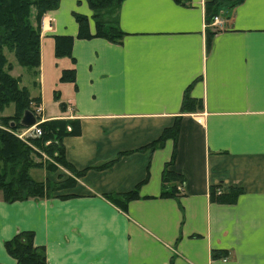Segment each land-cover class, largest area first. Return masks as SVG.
<instances>
[{
	"label": "crops",
	"instance_id": "1",
	"mask_svg": "<svg viewBox=\"0 0 264 264\" xmlns=\"http://www.w3.org/2000/svg\"><path fill=\"white\" fill-rule=\"evenodd\" d=\"M75 15L93 36L87 2L60 0L42 17L39 67L24 84L9 74L44 122H66L79 175L35 167L34 181L61 187L13 203L0 192V264H16L4 242L20 231L46 264H264V0H122L118 42L78 38ZM64 36L70 57H56ZM186 92L199 108L181 111ZM164 169L182 178L173 197H160Z\"/></svg>",
	"mask_w": 264,
	"mask_h": 264
},
{
	"label": "trees",
	"instance_id": "2",
	"mask_svg": "<svg viewBox=\"0 0 264 264\" xmlns=\"http://www.w3.org/2000/svg\"><path fill=\"white\" fill-rule=\"evenodd\" d=\"M60 0H0V113L9 106H13V113L9 116H0V126L11 129L22 128L20 119L24 111H32L31 104L39 105V99H31L25 88H19L17 79L9 71L11 65L6 62L3 48L13 54L17 64L24 68L37 69L40 64L39 44L41 19L46 12L55 10ZM92 11L95 22V34L88 33L87 19L75 15L78 24L80 39L92 37L104 38L110 42H118L123 33L112 22L110 15L119 7L122 0H85ZM179 1V0H177ZM213 17L211 18V20ZM72 38L55 37L56 57H70ZM74 71H63L60 82H73ZM200 104L184 94L181 111L187 112L199 108ZM41 136L30 140V143L44 152L51 163L36 162L32 156L40 157L31 147L0 128V192L6 203L22 201L28 198L49 197L52 191L61 186L50 188L47 182H36L28 174L31 168L44 166L47 170L57 167L56 164L79 175L67 164L64 158L61 139L67 134L66 122L63 120L45 121L39 125ZM178 124L169 131H164L160 139L150 144L153 148L161 145L164 138L169 135L176 137ZM174 153L172 154V159ZM41 159V158H39ZM53 163V164H52ZM54 163H56L54 165ZM182 178L174 172L164 169L162 173V191L160 197L168 198L176 195L175 187L168 190L167 185L181 182ZM72 184V181H68ZM236 189L231 191L235 195ZM214 192H211V196ZM133 194H127L124 199H132ZM32 231H20L11 239L4 242L6 253L16 261V264H46L43 247L33 243Z\"/></svg>",
	"mask_w": 264,
	"mask_h": 264
},
{
	"label": "rangeland",
	"instance_id": "3",
	"mask_svg": "<svg viewBox=\"0 0 264 264\" xmlns=\"http://www.w3.org/2000/svg\"><path fill=\"white\" fill-rule=\"evenodd\" d=\"M46 13H48V12H46ZM45 13V14H46ZM44 14V15H45ZM43 15V16H44ZM42 20V19H41ZM3 54H4V56H5V59H6V62L9 64V63H11V64H13V66H14V71H13V74L14 75H21L22 76V78H21V82L24 84V82H26L28 79H27V77H28V72H29V70L27 69V68H23V67H20L19 65H17V63H16V60L14 59V57H13V54L11 53V52H9L6 48H3ZM45 62H46V56H45ZM58 62H61V61H58ZM59 64H61V63H59ZM27 79V80H26ZM54 94H55V92H53L52 91V89L49 87V88H46V91H45V93H44V96H43V101H44V103H45V107H46V110L47 111H49L52 107H53V105H51L52 103V100H53V96H54ZM13 113V106L11 105V106H9L8 108H5L0 114V116H9V115H11ZM0 127H2V126H0ZM2 128H4V129H6L7 127H2ZM20 128H18V129H15V130H19ZM32 145V144H31ZM33 146V145H32ZM33 148L35 149H32L34 152H36V154H38L40 157L39 158H41V159H39L38 157H36V156H32V159L34 160V161H36V162H40V161H42V163H45L46 161H47V163H51V160L49 159V158H47L46 156L45 157H43L41 154H43L44 152H41V150L39 149V148H37L36 146L34 147L33 146ZM43 155H45V154H43ZM53 164V163H52ZM56 163H54V165H55ZM58 167H60V165H58V164H56ZM68 171V170H67ZM70 172V171H69ZM32 177L33 178H35V176L34 175H32ZM67 183H65V185H66Z\"/></svg>",
	"mask_w": 264,
	"mask_h": 264
},
{
	"label": "built area",
	"instance_id": "4",
	"mask_svg": "<svg viewBox=\"0 0 264 264\" xmlns=\"http://www.w3.org/2000/svg\"><path fill=\"white\" fill-rule=\"evenodd\" d=\"M220 21L218 19V17H214L212 19V28H217L220 26ZM49 29V22L47 20V23H45V21L41 20V26H40V32L44 31V30H47ZM31 108H32V114L34 115L35 119H36V123L32 126V127H29V128H25V127H22L20 128L19 130H15V129H11V128H2L0 127L1 129L7 131L8 133L12 134L14 137H16L17 139H19L20 141H22L23 143H25L26 145H28L29 147H31L32 149L33 146L31 145L30 143V140L32 139H36V138H39L41 136V130H40V127L39 125L41 123L44 122V120L41 118L40 116V108L39 106H36L35 104H31ZM35 150V149H34ZM43 157H45V155L41 154ZM180 190V188H178Z\"/></svg>",
	"mask_w": 264,
	"mask_h": 264
},
{
	"label": "water",
	"instance_id": "5",
	"mask_svg": "<svg viewBox=\"0 0 264 264\" xmlns=\"http://www.w3.org/2000/svg\"><path fill=\"white\" fill-rule=\"evenodd\" d=\"M36 123V119L31 111L26 110L24 111L21 119H20V125L25 128L32 127Z\"/></svg>",
	"mask_w": 264,
	"mask_h": 264
}]
</instances>
